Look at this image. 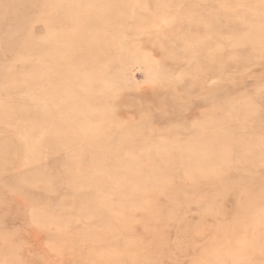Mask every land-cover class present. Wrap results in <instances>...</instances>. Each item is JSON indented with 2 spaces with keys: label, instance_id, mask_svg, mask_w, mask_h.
Segmentation results:
<instances>
[{
  "label": "rangeland",
  "instance_id": "obj_1",
  "mask_svg": "<svg viewBox=\"0 0 264 264\" xmlns=\"http://www.w3.org/2000/svg\"><path fill=\"white\" fill-rule=\"evenodd\" d=\"M0 264H264V0H0Z\"/></svg>",
  "mask_w": 264,
  "mask_h": 264
}]
</instances>
